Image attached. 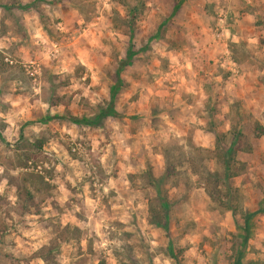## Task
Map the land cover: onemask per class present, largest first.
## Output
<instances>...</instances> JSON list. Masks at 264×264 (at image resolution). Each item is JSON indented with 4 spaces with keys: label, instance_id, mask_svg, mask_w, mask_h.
Segmentation results:
<instances>
[{
    "label": "rangeland",
    "instance_id": "rangeland-1",
    "mask_svg": "<svg viewBox=\"0 0 264 264\" xmlns=\"http://www.w3.org/2000/svg\"><path fill=\"white\" fill-rule=\"evenodd\" d=\"M175 1L0 0V264H264V0Z\"/></svg>",
    "mask_w": 264,
    "mask_h": 264
},
{
    "label": "trees",
    "instance_id": "trees-1",
    "mask_svg": "<svg viewBox=\"0 0 264 264\" xmlns=\"http://www.w3.org/2000/svg\"><path fill=\"white\" fill-rule=\"evenodd\" d=\"M38 148H39V147H38ZM255 213H262V214H264V210L259 209V210H257V211H254L253 213L248 214V215L245 217L244 221H243L244 226L246 225L247 220H248L252 215H254ZM239 255H240L239 253L236 254V257H235L236 259H235V261H234L233 264H237V262H238V258H239Z\"/></svg>",
    "mask_w": 264,
    "mask_h": 264
},
{
    "label": "crops",
    "instance_id": "crops-1",
    "mask_svg": "<svg viewBox=\"0 0 264 264\" xmlns=\"http://www.w3.org/2000/svg\"><path fill=\"white\" fill-rule=\"evenodd\" d=\"M178 4L181 5L182 3H181L179 0H178V1H175V2L173 3L172 9L174 8L175 5H178Z\"/></svg>",
    "mask_w": 264,
    "mask_h": 264
},
{
    "label": "built area",
    "instance_id": "built-area-1",
    "mask_svg": "<svg viewBox=\"0 0 264 264\" xmlns=\"http://www.w3.org/2000/svg\"><path fill=\"white\" fill-rule=\"evenodd\" d=\"M219 36H221V35H216L217 38H218Z\"/></svg>",
    "mask_w": 264,
    "mask_h": 264
}]
</instances>
